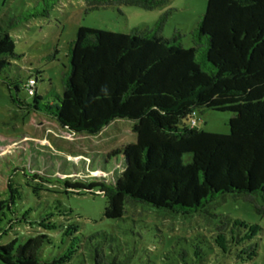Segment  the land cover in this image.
I'll use <instances>...</instances> for the list:
<instances>
[{
    "label": "trees",
    "instance_id": "trees-1",
    "mask_svg": "<svg viewBox=\"0 0 264 264\" xmlns=\"http://www.w3.org/2000/svg\"><path fill=\"white\" fill-rule=\"evenodd\" d=\"M61 1L43 0L44 8L31 12L0 13V73L17 66L15 60L20 58L11 31L31 17L47 16ZM82 1L86 13L121 4L145 9L154 5L150 0ZM164 20L160 16L140 36L134 30L127 34L79 26L69 44L61 94L52 90L38 94L41 71L34 69L21 83L32 101L14 100L25 107V119L51 118L75 134H97L115 119L131 122L134 141L83 153L98 156L91 168L116 165L114 181L82 169L88 173L64 179L65 186L97 189L106 199L104 216L110 219L123 218L133 205L183 218L201 213L212 221L209 216H216L212 223L217 231L211 240L193 236L207 241L206 249L193 243V237L178 236L179 243L168 251L165 263L219 264L218 249L223 257L243 261L228 264H246L261 249L264 256L261 225L206 207L220 196L233 195L264 214V0H207L188 48L182 46L178 30L170 38L162 36ZM13 85L18 91V82ZM203 109L228 111L229 131L197 127L196 111ZM24 151L25 146L0 154V196L7 194L8 203H14L16 191L11 173L24 168ZM63 234L72 235L66 229ZM46 239V234L38 233L21 243L17 237L0 243V264H65V252L40 257ZM94 260L96 264L127 262L103 253H96Z\"/></svg>",
    "mask_w": 264,
    "mask_h": 264
},
{
    "label": "rangeland",
    "instance_id": "rangeland-1",
    "mask_svg": "<svg viewBox=\"0 0 264 264\" xmlns=\"http://www.w3.org/2000/svg\"><path fill=\"white\" fill-rule=\"evenodd\" d=\"M150 2L154 3L150 9L121 4L86 13L84 1L62 0L47 16L31 17L11 31L14 49L20 58L15 60L18 67L12 65L0 73V154L25 146L27 164L11 173L12 186L16 188L14 203L7 202V194L0 196V243L13 237L21 243L29 236L44 233L47 239L39 252L44 259L65 252V264H96V253H103L108 258L125 259V264H166L168 251L179 243L178 236L201 234L211 240L215 235L217 230L212 221H217L218 217L213 215L209 216L212 221L201 213L183 218L164 213L162 209L133 205L128 207L123 218L110 219L104 216L106 199L97 189L73 190L65 186L64 179H74L76 174L88 172L114 181L116 165L115 169L101 166L102 171L91 168L90 164L95 158L99 159L98 156L88 157L83 153L107 151L122 142L134 141L131 122L115 119L97 134H75L51 118L31 116L25 119V107L14 100L32 101L33 97L27 95L21 83L28 78V70L33 72L34 69L41 71L36 84L38 94L45 95L49 90L61 94V77L69 68V44L79 26L127 34L134 30L140 36L144 28L153 27L164 15L162 36L170 38L178 30L182 46L190 47L191 30L205 12L207 0ZM42 5L43 0H0V13L5 10L10 15L31 12L43 9ZM15 82L20 85L18 91L14 88ZM195 117L197 127L206 131H229L228 111L203 109L196 111ZM82 169L88 172H80ZM206 209L260 224L264 247V214L257 213L241 196H220ZM64 229L72 235L65 236ZM193 238V243L205 249L209 245L201 236ZM206 251V256L210 255V249ZM217 251L219 264L243 262L232 255L223 257ZM246 264H264L262 249L259 256Z\"/></svg>",
    "mask_w": 264,
    "mask_h": 264
},
{
    "label": "built area",
    "instance_id": "built-area-1",
    "mask_svg": "<svg viewBox=\"0 0 264 264\" xmlns=\"http://www.w3.org/2000/svg\"><path fill=\"white\" fill-rule=\"evenodd\" d=\"M191 123H192V125H195L196 124V119L192 118Z\"/></svg>",
    "mask_w": 264,
    "mask_h": 264
}]
</instances>
